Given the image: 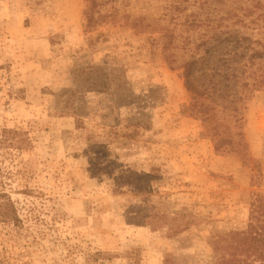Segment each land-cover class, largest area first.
Segmentation results:
<instances>
[{
	"label": "rangeland",
	"instance_id": "obj_1",
	"mask_svg": "<svg viewBox=\"0 0 264 264\" xmlns=\"http://www.w3.org/2000/svg\"><path fill=\"white\" fill-rule=\"evenodd\" d=\"M99 3L0 0V264L260 261L264 0Z\"/></svg>",
	"mask_w": 264,
	"mask_h": 264
},
{
	"label": "trees",
	"instance_id": "obj_2",
	"mask_svg": "<svg viewBox=\"0 0 264 264\" xmlns=\"http://www.w3.org/2000/svg\"><path fill=\"white\" fill-rule=\"evenodd\" d=\"M91 5L89 8V11L87 12L88 20H93L94 16V10L98 5H100V0H89ZM172 40L168 41V45L171 44ZM171 46L164 48V51L170 50ZM168 57L171 56V53L167 54ZM192 62H187L184 69V76L186 78V81L189 80L190 76L192 75ZM193 107L199 106L198 98H194ZM202 112V119L204 122H209L210 119L206 115L204 111ZM220 135L219 131H216L214 136L217 138ZM30 142L28 141V138L26 137L25 133H23L20 130L16 129H6L2 128L0 132V160H5L9 157V155L14 154V151L17 152H25L28 150ZM1 172V169H0ZM4 188L2 183L0 182V226L1 229L4 231V234L7 236V242L11 240L15 234L19 233V231L23 228V222L21 220V217L19 216L18 209L15 205V203L12 201L9 194L2 189ZM253 227V226H252ZM253 229V228H251ZM254 238L257 240V242H261L260 239H264V234L260 230L253 231ZM234 235V233L232 234ZM237 235V234H235ZM247 236L246 233H241V236ZM260 261H253V262H246L245 260L241 261L240 259H236L238 264H264V251H261L259 254ZM222 260V264H223ZM229 261V260H228ZM226 261V262H228ZM233 262V260H231ZM258 262V263H257ZM225 263V262H224Z\"/></svg>",
	"mask_w": 264,
	"mask_h": 264
}]
</instances>
